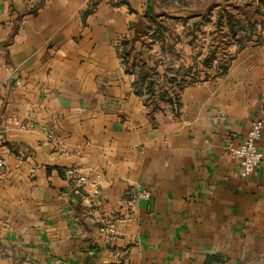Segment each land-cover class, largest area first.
Listing matches in <instances>:
<instances>
[{
	"label": "crops",
	"instance_id": "0c3cea01",
	"mask_svg": "<svg viewBox=\"0 0 264 264\" xmlns=\"http://www.w3.org/2000/svg\"><path fill=\"white\" fill-rule=\"evenodd\" d=\"M186 1L0 0V264H264V158L229 149L264 120V0Z\"/></svg>",
	"mask_w": 264,
	"mask_h": 264
},
{
	"label": "built area",
	"instance_id": "2783aa9c",
	"mask_svg": "<svg viewBox=\"0 0 264 264\" xmlns=\"http://www.w3.org/2000/svg\"><path fill=\"white\" fill-rule=\"evenodd\" d=\"M20 83L21 82L18 80L17 84ZM2 88L3 86L0 83V99ZM8 123L13 124L19 129H26L32 126V124L25 123L17 117L8 119ZM263 134L264 120L261 117H256L251 121L249 130L243 140L236 146H229L230 151L240 160V175L243 178H249L255 174L258 166L264 158V154L259 148V142L262 139ZM0 163H3L2 159H0ZM66 174L76 183V185H78V187L82 188L91 184L93 186L92 192L94 194L100 192L99 181L97 178L90 179L86 174L80 172V170L75 167L67 168ZM132 194L134 200L151 198V192L139 186L133 190ZM100 231L114 232L115 228L113 226L103 225L101 226Z\"/></svg>",
	"mask_w": 264,
	"mask_h": 264
},
{
	"label": "rangeland",
	"instance_id": "374dc122",
	"mask_svg": "<svg viewBox=\"0 0 264 264\" xmlns=\"http://www.w3.org/2000/svg\"><path fill=\"white\" fill-rule=\"evenodd\" d=\"M178 1V0H177ZM188 2L185 0H179V2L177 3L176 0H161V4L160 6L157 8L160 12H166V13H172V12H175L176 10L179 12V13H182L183 11H185V8L188 6ZM155 23H153L154 27H157L159 28L160 30H166L167 32H170V31H176L177 30V27H180L181 26V22L180 21H177V20H171V19H164L163 22H159L158 19L157 21L153 20ZM152 21V22H153ZM159 22V23H157ZM148 25V23H145V27ZM215 26V23L214 22H211L210 23V27H211V30H213V28ZM239 28H247V24H239L238 25ZM250 31V29L248 28L247 29V35H248V32ZM212 36V35H211ZM225 37L224 39H222L221 37H218V38H214L213 40V37H211V41H214L215 43H220L222 44V46H225L227 45V41L229 40V37H226V36H223ZM175 89L178 88L177 84L174 85Z\"/></svg>",
	"mask_w": 264,
	"mask_h": 264
},
{
	"label": "trees",
	"instance_id": "16d2710c",
	"mask_svg": "<svg viewBox=\"0 0 264 264\" xmlns=\"http://www.w3.org/2000/svg\"><path fill=\"white\" fill-rule=\"evenodd\" d=\"M152 13H153V16H155V13L154 12H152ZM227 24L229 27L230 36H237L238 33L240 34L241 30L247 31L248 28L251 29V27H252V25L248 22L247 28L246 27L245 28H242V27L239 28L238 25L241 24V22L239 21V19H236L231 15H229V17H228ZM248 38H249V35H247V32L245 33V35L241 33L239 38H237V41L243 44V42L245 40H247ZM229 40H230V38H229ZM228 41H227V44H228ZM219 45H220L221 49L225 48V46H222V44L219 43ZM214 56H215V54L212 53L210 55V57L205 59L204 60L205 65L210 64L212 62ZM168 79L170 82L178 84L179 88L182 87V85L184 84V79L182 78V79L178 80L175 75L170 76ZM151 80H152V74L148 70H144L139 74L137 82H141L142 84H144L148 93H153V91H154L153 80H152V82H151ZM149 82H151V87H149Z\"/></svg>",
	"mask_w": 264,
	"mask_h": 264
},
{
	"label": "water",
	"instance_id": "95a60500",
	"mask_svg": "<svg viewBox=\"0 0 264 264\" xmlns=\"http://www.w3.org/2000/svg\"><path fill=\"white\" fill-rule=\"evenodd\" d=\"M222 16H223V12L220 11L219 12V17H218V20H217V25L219 27L221 26ZM150 85H151V82H150ZM75 190L79 191L78 196H80L82 194V189L80 187H77Z\"/></svg>",
	"mask_w": 264,
	"mask_h": 264
}]
</instances>
